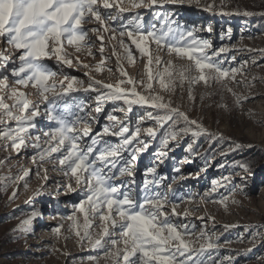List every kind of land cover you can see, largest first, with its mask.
Segmentation results:
<instances>
[{"label": "rangeland", "instance_id": "obj_1", "mask_svg": "<svg viewBox=\"0 0 264 264\" xmlns=\"http://www.w3.org/2000/svg\"><path fill=\"white\" fill-rule=\"evenodd\" d=\"M255 1L260 0H199V3L196 0H184L183 3H165L163 8L156 9L163 14L174 16L179 24L194 29L195 35L209 40L213 48L225 47L227 51L221 54L224 67L240 69L235 80L229 77L223 82L207 85L204 82L190 85L185 80L181 84L179 69L193 62L175 53H168L166 48L158 50L154 43L150 44L149 53L141 55L135 45L124 37L134 57L132 60L126 59L124 57L127 53L119 44L121 38L118 33L116 38L112 39L111 33L102 30L99 33L89 32V37L82 42L80 51H76L75 46L66 45V51L71 54V66L64 65L54 78L57 84L65 75L83 81L80 90L72 92L71 95L77 103L83 102L87 105L86 111L91 109V117H96L98 122L89 119L93 135L103 125L112 123L105 117L109 112H113V109H116L113 114L131 128L138 123L142 128H157L158 134L155 138L141 133V138L150 143L147 151L139 153L138 162L132 165L136 179L133 195L139 196L144 170L154 164L158 165L157 172L164 175V185L171 184V188L163 189L170 201L165 205L166 213L171 216L174 206L177 213L174 222L187 223L189 226L195 224V234L185 237L192 242V247L199 248L205 243L204 239L197 240L202 231L211 236L212 241L217 243V247L210 250L214 264H264V164L255 173L244 171L239 167L243 163L234 161V154L241 148L229 151L235 144L264 150V23L254 27L249 21L251 16L243 15L246 11L251 12ZM116 2L126 9L125 18L133 14L144 15V31L159 23L154 19L152 9L132 8L133 0ZM208 5L214 7L206 10ZM222 11L230 14L222 15ZM82 26L85 29L99 27L96 23H85ZM208 27L212 28L211 32L206 30ZM98 36L104 37L103 54L99 51L101 41ZM0 52L9 59H15L18 55V52L10 47L5 50L2 41ZM118 56L121 57L119 63ZM149 56L153 58V76H158L168 68L176 82L175 88L169 90L162 86L158 79H154L151 81V92L160 95L172 107H179L210 132L216 133L217 136L223 134V138L228 137L229 144L221 140L215 142L206 135L193 138L189 134L178 141H170L168 156L163 163H159L157 153L163 148V129L158 128L155 121L149 118L150 113L157 115L158 110L149 106L133 105L129 112L123 101H107L101 113L94 111L99 93L85 90L90 83L89 77L113 85L127 78L142 81L143 83L138 84L137 91L147 95L149 90L145 85L149 82ZM157 57L159 64L156 62ZM231 57H235V60ZM244 61H247V64H244ZM47 63L53 65L56 70L54 60H48ZM98 65H102L100 70H97ZM121 66L127 77L121 76ZM5 74L9 75V90L0 92V95L4 96L6 103H14L9 95L12 87L25 92L33 103L42 100L38 89L32 84L27 87L15 85L10 71ZM191 75H198V71L191 72ZM168 79L165 76V83H168ZM124 87L131 86L125 84ZM49 97L51 99V93ZM238 99L241 103H236ZM44 106L41 104L37 127L30 132L32 136L40 133L41 145L47 147L44 143L47 137L43 135V131L55 125L48 122L43 112ZM7 123L10 127H15L17 122ZM85 126L81 123L79 128L82 130ZM104 138L118 142L115 137ZM189 143H192L193 151L187 150ZM5 145L8 147L5 148ZM38 152L39 149L29 146L22 148L17 154L11 147V141L0 139V161H3L0 163V264H111L102 254V250L94 249L75 235L76 229L71 228L73 222L67 219L68 215L75 213L81 225L80 231L83 232L84 214L76 209L83 195L82 185H77L74 179L65 177L58 161L54 159L39 161L37 156V160L33 161L32 157ZM177 167L180 168L179 173L174 171ZM37 170L39 175L36 174ZM24 171H29L30 174L25 177ZM45 175L47 180L44 179ZM241 176L247 177L246 187L241 181ZM16 177L20 179L13 180ZM225 178L230 179L231 183H227ZM128 179L127 176H121L116 183ZM68 183H71L74 191L65 189L64 185ZM14 191L17 196L12 198ZM221 200L225 201L226 207ZM34 210L42 213V217L33 220L34 232L29 234L21 225L32 216ZM48 216H51V219H46ZM98 223L99 221L93 222V229L97 232L100 231L95 228ZM61 224L63 227L57 234L54 229ZM118 247L123 248V245Z\"/></svg>", "mask_w": 264, "mask_h": 264}, {"label": "snow or ice", "instance_id": "obj_2", "mask_svg": "<svg viewBox=\"0 0 264 264\" xmlns=\"http://www.w3.org/2000/svg\"><path fill=\"white\" fill-rule=\"evenodd\" d=\"M177 2L183 3L184 0H133L132 8L152 9L154 19L159 21L150 30L144 31V15L133 14L125 18L126 9L116 0H0V41L3 42L5 50L10 47L18 52L15 59H9L0 52V92L9 90V75L5 73L10 71L15 85L27 87L32 84L42 96L40 102L33 103L25 92L12 87L9 95L14 103L9 105L4 96L0 95V139L11 141V147L17 154L22 148L29 146L39 149L32 157L33 161L37 160V156L39 161L54 159L58 161L65 177L74 179L77 185H82L83 195L76 209L84 214L83 232L80 231L81 225L75 213L68 215L67 219L73 222L71 228L76 229L75 235L94 249L102 250V254L111 264H214L210 250L215 249L217 243L212 241L206 231H202L197 237V240H205L199 248L192 247V242L185 239L186 236L195 234L196 226L174 222L177 216L174 206L171 216L166 213L165 205L170 201L163 189L171 188V184L164 185V175L157 172L158 165L154 164L144 170L139 196L133 195L136 179L132 165L138 162V154L147 151L150 143L141 138V133L155 138L158 134L157 128H142L140 123L131 128L113 114L116 111L113 109L105 117L112 123L103 125L93 135L89 119L98 122L96 117H91V109L86 111L87 105L83 102L77 103L71 95L72 92L80 90L83 81L65 75L57 84L54 78L64 65L71 66V54L66 51V45L75 46L76 51H80L82 42L89 37V32L99 33L102 30L111 33L112 39L118 33L121 38L119 44L127 53L124 57L126 59L132 60L134 57L124 37L135 45L141 55L149 53V46L154 43L158 50L166 48L168 53H175L193 62L179 69L181 84L185 80L190 85L199 82L206 85L223 82L229 77L235 80L240 69L224 67L221 54L227 51L225 47L213 48L209 40L198 38L194 29L179 24L174 16L156 11L163 8L165 3ZM196 2L199 3V0ZM213 7L214 5H208L206 10ZM221 14L230 13L222 11ZM243 15L251 16L253 13L246 11ZM108 21L112 23L109 24ZM85 23H96L99 27L85 29L82 26ZM206 30L211 32L212 28L208 27ZM98 39L101 41L99 51L103 54L104 37L98 36ZM231 59L234 61L235 57ZM48 60L55 61L56 70L47 63ZM120 60L121 57L118 56V63ZM156 62L160 63L158 57ZM152 63L153 58L149 56V82L145 85L149 90L147 95L137 91V86L142 81L127 78L113 85L89 77L90 83L85 90L99 93L94 111L101 113L107 101H123L129 112L133 105L149 106L158 110L157 115L150 113L149 118L155 121L158 128L163 129V148L157 153L159 163L167 158L170 141H178L189 134L193 138L206 135L209 139H223V134L217 136L210 132L179 107H172L160 95L151 92V81L154 79H158L169 90L176 86L173 73L168 68L158 76H153ZM243 63L247 64V61ZM101 67L102 65H98L97 70ZM194 71H198V75H191ZM120 72L122 77H127L122 66ZM165 76L169 78L168 83H165ZM50 80L53 82L49 83ZM125 84L131 87L126 88ZM236 103L241 101L238 99ZM41 104L45 105L43 112L48 122L55 125L43 131V135L47 137L44 141L47 147H42L40 133L32 136L30 132L37 127ZM7 121L17 122L16 126L10 127ZM81 123L86 125L82 130L79 128ZM106 136L118 138V142L105 139ZM186 147L188 151H193L192 143ZM241 147L242 145L235 144L229 151ZM239 167L244 171L249 170L247 164ZM174 171L179 173L180 168L177 167ZM29 174V171L23 172L25 177ZM36 174L39 175V170ZM121 176L129 179L116 183ZM15 179L20 177L13 178ZM44 179L47 180L46 175ZM225 180L231 183L230 179ZM241 181L246 187L247 177L241 176ZM64 187L74 191L71 183ZM212 191H215V186ZM16 196L17 192L14 191L12 198ZM220 202L227 206L224 200ZM39 217H42V213L34 210L32 216L22 222L21 228L32 234L33 220ZM94 221H99L95 224V228L100 229L99 232L93 229ZM62 227V224L57 225L54 231L59 234ZM121 244L123 248L118 247Z\"/></svg>", "mask_w": 264, "mask_h": 264}, {"label": "trees", "instance_id": "obj_3", "mask_svg": "<svg viewBox=\"0 0 264 264\" xmlns=\"http://www.w3.org/2000/svg\"><path fill=\"white\" fill-rule=\"evenodd\" d=\"M250 23L255 27L260 23H264V0L255 1L251 9ZM215 142L218 140L224 141L229 144L228 137L223 139H213ZM234 161H239L243 164L249 165V170L255 173L258 168L264 164V150L261 148L241 147V149L234 154Z\"/></svg>", "mask_w": 264, "mask_h": 264}, {"label": "bare ground", "instance_id": "obj_4", "mask_svg": "<svg viewBox=\"0 0 264 264\" xmlns=\"http://www.w3.org/2000/svg\"><path fill=\"white\" fill-rule=\"evenodd\" d=\"M46 219H51V216H48Z\"/></svg>", "mask_w": 264, "mask_h": 264}]
</instances>
